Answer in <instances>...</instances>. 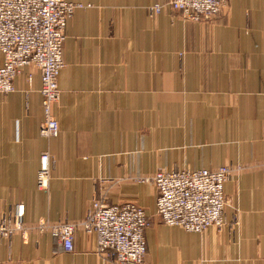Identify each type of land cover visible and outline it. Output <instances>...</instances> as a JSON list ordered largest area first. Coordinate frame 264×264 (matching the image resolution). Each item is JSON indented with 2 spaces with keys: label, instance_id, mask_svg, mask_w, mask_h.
I'll list each match as a JSON object with an SVG mask.
<instances>
[{
  "label": "crops",
  "instance_id": "obj_1",
  "mask_svg": "<svg viewBox=\"0 0 264 264\" xmlns=\"http://www.w3.org/2000/svg\"><path fill=\"white\" fill-rule=\"evenodd\" d=\"M53 114L40 135L41 71L24 67L0 93V211L25 206L26 237L0 239V264H119L79 223L93 198L146 209L144 264H264V170L225 190L243 210L239 240L227 228L191 232L163 223L157 188L135 180L159 168H218L264 160V0H229L212 20L191 21L170 0H69ZM165 3L154 15L150 6ZM54 158L48 188L40 158ZM132 176V180L128 179ZM250 193H249V189ZM77 224L73 251L40 221Z\"/></svg>",
  "mask_w": 264,
  "mask_h": 264
},
{
  "label": "built area",
  "instance_id": "obj_2",
  "mask_svg": "<svg viewBox=\"0 0 264 264\" xmlns=\"http://www.w3.org/2000/svg\"><path fill=\"white\" fill-rule=\"evenodd\" d=\"M229 0H170L182 17L191 21L212 20ZM165 3L150 6L157 15ZM84 4L69 0H0V93L14 91V81L24 67L34 65L41 71V96L44 119L40 135H59L60 124L53 114L59 101V75L64 66L63 46L68 21ZM38 186L47 189L54 163L49 151L40 158ZM230 175L226 166L215 169H178L157 172L152 178L157 190V214L167 225L191 232L222 226L225 213L224 187ZM95 197L85 220L79 224L97 235V251L119 264H144L147 254L146 229L150 220L146 210L134 202L107 203ZM25 206L16 204L10 212L0 211V239L16 233L26 236ZM63 249L73 251L77 224L40 221Z\"/></svg>",
  "mask_w": 264,
  "mask_h": 264
},
{
  "label": "rangeland",
  "instance_id": "obj_3",
  "mask_svg": "<svg viewBox=\"0 0 264 264\" xmlns=\"http://www.w3.org/2000/svg\"><path fill=\"white\" fill-rule=\"evenodd\" d=\"M221 166L222 167L226 166L230 170L229 178H228L227 182L225 183V186H226L227 183L236 184L239 181V179H242V177H245L246 175H250V173L254 170H257V169L264 170V160H252V161L248 162L247 164H234L232 162H227ZM183 169H192V168H183ZM161 170L171 171V170H167L164 168H159L152 175L139 176V177H136L135 180L140 181V183L145 182V181H150L154 184L152 178L154 177V175L157 172H159ZM127 178L132 180L133 177L128 176ZM133 180H134V178H133ZM261 192L264 195V192L263 191H261ZM249 193H250V189H249ZM224 194H225V200H226L225 213H224V223L222 226H214V227H216L219 231L223 230L224 228H227L228 229L227 231L230 232L231 236L236 237V240H239L241 238L242 233H243V228H242L243 227V225H242L243 210H242L240 204L237 202V197L239 195L237 193L236 196L234 197L235 192H233V193H232V191L226 192L225 187H224ZM157 196H158V193H157ZM95 197L101 199V196H99V194H97V196H95ZM105 202L110 203L108 200H105ZM128 202L137 203L135 201H128ZM156 203H157V201H156ZM138 205H140V204H138ZM156 206H157V204H156ZM39 224H40V222L38 223V226H39ZM256 247L258 249L264 248V245H262L261 238H257Z\"/></svg>",
  "mask_w": 264,
  "mask_h": 264
}]
</instances>
